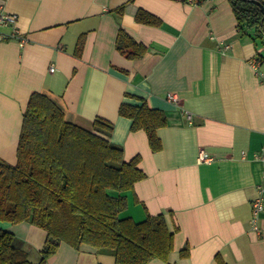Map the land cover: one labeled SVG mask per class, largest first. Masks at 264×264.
<instances>
[{
	"label": "crops",
	"instance_id": "0c3cea01",
	"mask_svg": "<svg viewBox=\"0 0 264 264\" xmlns=\"http://www.w3.org/2000/svg\"><path fill=\"white\" fill-rule=\"evenodd\" d=\"M139 11L159 26L137 23ZM1 14L17 17L24 40L20 46L11 26L0 27L9 37L0 40L1 161L15 165L28 98L44 94L69 123L86 130L97 118L112 124L107 140L122 147L125 161L138 158L145 176L121 194L126 206L118 216L140 223L162 214L174 231L168 260L148 264H264V166L256 159L264 150V37L237 30L228 0H0ZM120 28L147 48L141 59L116 50ZM144 103L166 118L156 152L118 113L121 104ZM202 153L210 161L200 160ZM257 198L259 233L250 227ZM0 228L21 242L30 262L40 261L43 230L8 222ZM47 264L115 260L61 243Z\"/></svg>",
	"mask_w": 264,
	"mask_h": 264
},
{
	"label": "trees",
	"instance_id": "16d2710c",
	"mask_svg": "<svg viewBox=\"0 0 264 264\" xmlns=\"http://www.w3.org/2000/svg\"><path fill=\"white\" fill-rule=\"evenodd\" d=\"M228 3L239 32L264 37V0ZM135 21L160 24L145 11H139ZM82 43L80 38L75 55L81 52ZM115 44L128 60L141 59L147 51L121 28ZM118 113L131 120L132 131L146 133L153 152L161 149L156 135L166 126L161 111L145 103L121 104ZM112 129V124L99 118L91 130L83 129L67 122L48 96H29L22 113L16 163L0 160V222L32 225L46 233V240L40 261L32 263L21 250V242L0 228V264H47L61 243L75 250L90 247L112 256L115 264L168 260L174 231L164 215L147 216L140 223L118 216L126 206L121 194L132 190L145 175L138 168V158L125 161L122 147L107 140Z\"/></svg>",
	"mask_w": 264,
	"mask_h": 264
},
{
	"label": "built area",
	"instance_id": "2783aa9c",
	"mask_svg": "<svg viewBox=\"0 0 264 264\" xmlns=\"http://www.w3.org/2000/svg\"><path fill=\"white\" fill-rule=\"evenodd\" d=\"M188 1L191 4H200V3L208 2L210 0H188ZM16 19H17V17L15 15H12V14H1L0 15V27L6 26V25L11 26L13 28V33L11 35V38L18 39L19 45L22 46L24 44V40L22 38H19V36H18V32L15 28ZM8 38L9 37H7L5 35H0V40H7ZM227 48H228V46H225V49H227ZM252 65H255V64H252ZM53 71H54V68H50V72H53ZM166 100L173 105H178V103H179V99H178L177 95L173 94V93H167L166 94ZM256 159L258 161L262 162V164L264 166V150H262L260 153H258L256 155ZM200 160L210 161V158L207 156V154L202 153ZM263 177H264V173H263ZM262 211H263L262 199L257 198L252 203V212H251V219H250L251 230L256 232V233L260 232L258 221H259V215Z\"/></svg>",
	"mask_w": 264,
	"mask_h": 264
},
{
	"label": "water",
	"instance_id": "95a60500",
	"mask_svg": "<svg viewBox=\"0 0 264 264\" xmlns=\"http://www.w3.org/2000/svg\"><path fill=\"white\" fill-rule=\"evenodd\" d=\"M254 2L258 4V2H256V1H254ZM260 6H261V5H260Z\"/></svg>",
	"mask_w": 264,
	"mask_h": 264
}]
</instances>
